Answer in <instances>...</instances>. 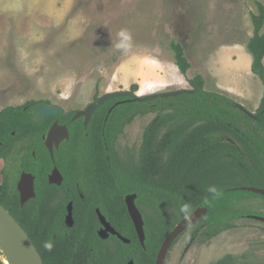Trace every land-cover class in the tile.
Instances as JSON below:
<instances>
[{"label": "trees", "instance_id": "trees-1", "mask_svg": "<svg viewBox=\"0 0 264 264\" xmlns=\"http://www.w3.org/2000/svg\"><path fill=\"white\" fill-rule=\"evenodd\" d=\"M255 6L256 13L250 15L253 34L246 44L251 74L262 86L254 118L228 96L206 91L197 74L187 80L190 92L177 97L111 107L123 98L112 99L94 112L85 129L81 119L61 121L68 140L51 161L43 137L57 117L34 121L35 107L49 103L30 100L0 110V204L27 233L43 264H155L163 240L197 209L206 213L187 230L199 232L202 242L255 214L252 201L264 197L240 190H264V6L258 1ZM169 49L185 75L190 63L183 47L170 41ZM136 90L132 85L129 92ZM152 113L155 118L143 129L136 158H121L113 148L118 136L136 115ZM53 167L63 176L58 187L47 182ZM22 173L34 177L35 193L23 206L16 187ZM210 186L220 195L210 193ZM128 195L136 196L144 222L143 247L126 209ZM68 202L71 227L64 224ZM185 204L187 215L180 211ZM96 210L129 243L113 235L101 239ZM47 241L53 244L51 251L43 247ZM213 264L234 263L225 255Z\"/></svg>", "mask_w": 264, "mask_h": 264}, {"label": "rangeland", "instance_id": "rangeland-1", "mask_svg": "<svg viewBox=\"0 0 264 264\" xmlns=\"http://www.w3.org/2000/svg\"><path fill=\"white\" fill-rule=\"evenodd\" d=\"M29 1L13 0L19 8ZM256 1L264 6V0H68L56 27L46 17L25 23L1 12L0 110L30 100L82 110L95 94L132 85L139 96L188 90L187 80L200 74L206 91L253 113L262 86L251 74L246 44ZM170 41L183 47L190 63L185 75L174 64ZM154 118L137 117L123 130L116 141L120 157L136 158L142 131ZM252 205L255 214L211 240L184 232L164 264H213L225 255L234 264H264V201Z\"/></svg>", "mask_w": 264, "mask_h": 264}, {"label": "water", "instance_id": "water-1", "mask_svg": "<svg viewBox=\"0 0 264 264\" xmlns=\"http://www.w3.org/2000/svg\"><path fill=\"white\" fill-rule=\"evenodd\" d=\"M189 90H178V91H163L153 93L150 95H134L132 101L135 102H148L158 98L167 99L171 97H177L183 93H189ZM131 96L129 91L122 92H109L105 93L97 99V101L90 103L83 111H77L72 117V120L84 118V127L86 128L90 122L93 113L104 103L116 99ZM243 113L248 117L254 118L252 113L247 111L244 107L236 105ZM36 115L34 121H39L47 116L56 115L59 111L58 107L49 106L45 107L40 104L35 107ZM69 114L62 116V118L68 117ZM68 139V132L65 126L59 125L54 122L49 128L46 136L44 137V146L47 149L51 159L53 158V149H57L59 144L63 140ZM61 177L54 168L51 175L49 176V183L59 184ZM17 191L19 194L20 205L23 206L27 201L35 197L34 193V177L28 173H22L17 182ZM242 191H247L264 197V190L253 187L240 188ZM135 195H128L125 197V205L128 215L133 223L135 232L138 240L143 247L144 243V222L142 216L135 205ZM206 209L199 208L192 214L186 216L180 220L173 230L163 240L161 247L157 253L155 264H164L166 255L173 243L181 236L188 227L195 224L203 215H205ZM98 220L102 226L98 232V236L101 239H106L109 235L116 236L123 243H129L127 239L122 238L110 225L106 222L105 218L97 211ZM65 224L68 227L73 225L71 204L67 207V215L65 218ZM0 254L5 258L6 262L1 258L0 261L3 264H43L41 256L35 248L33 242L23 230V228L17 223V221L10 215V213L0 204ZM132 264V262H129Z\"/></svg>", "mask_w": 264, "mask_h": 264}, {"label": "crops", "instance_id": "crops-1", "mask_svg": "<svg viewBox=\"0 0 264 264\" xmlns=\"http://www.w3.org/2000/svg\"><path fill=\"white\" fill-rule=\"evenodd\" d=\"M67 3L68 0H31L27 6L25 2L24 6L20 3L21 8H19L16 7L13 0H0V13H5L8 16L16 15L18 21L23 19L25 23L28 21L33 23L37 16L40 19L46 17L48 20L53 21L55 23L54 27H56L58 23L64 20L63 16L67 10Z\"/></svg>", "mask_w": 264, "mask_h": 264}, {"label": "flooded vegetation", "instance_id": "flooded-vegetation-1", "mask_svg": "<svg viewBox=\"0 0 264 264\" xmlns=\"http://www.w3.org/2000/svg\"><path fill=\"white\" fill-rule=\"evenodd\" d=\"M131 94V93H130ZM134 95H135V93L134 94H131V96H129V97H125V98H123V99H121V100H119V101H117V102H115V103H113V105H111V107L112 106H115L116 104H118V103H120V104H122V103H130V102H134V101H132V99L134 98ZM95 96V95H94ZM99 97H101V96H98L96 99L93 97L92 98V101L90 102V103H93V102H95V101H97V99L99 98ZM89 103V104H90ZM88 104V105H89ZM87 105V106H88ZM49 106H55V107H58V106H56V105H53V104H50L49 103ZM49 106H45V107H49ZM86 106V107H87ZM86 107H84L82 110H70V111H64V110H62L60 107H58V109H59V111H58V113L56 114V115H52V116H56L57 118L51 123V125L54 123V122H57L59 125H61V126H65L66 128H67V125L66 124H64V123H60L61 121H63V120H66V119H70V121H75V120H72V117L75 115V113L77 112V111H83ZM110 107V108H111ZM111 109H109L105 114L106 115H104L105 117H104V119H106L107 118V116H108V114H109V111H110ZM37 113V112H36ZM66 114H69V116L68 117H66V118H62V116H64V115H66ZM94 114V113H93ZM148 115V114H147ZM147 115H144V116H139V115H136L135 117H134V119L135 118H137V117H140V118H142V117H145V116H147ZM35 118V117H34ZM92 118V117H91ZM79 119H81V121H82V125H83V123H84V118H79ZM133 119V120H134ZM76 120H78V119H76ZM91 120V119H90ZM132 120V121H133ZM131 124V123H130ZM51 125H50V127H51ZM49 127V128H50ZM83 128L85 129V127H84V125H83ZM49 130V129H48ZM48 132V131H47ZM67 132H68V130H67ZM143 132V131H142ZM47 134V133H46ZM123 134V131H122V133L118 136V138L121 136ZM46 136V135H45ZM44 136V137H45ZM141 136H142V134H141ZM44 137H43V144H44ZM117 138V139H118ZM68 140V139H67ZM64 141H66V140H63L60 144H59V146L64 142ZM117 141V140H116ZM140 142H141V138H140ZM59 146H58V148H59ZM139 146H140V144H139ZM139 146H138V149H139ZM58 148L57 149H53V153H54V151H56V150H58ZM113 148H114V150H115V152H117L116 151V142H115V144L113 145ZM47 150V149H46ZM137 152H138V150H137ZM49 154V153H48ZM118 154V153H117ZM119 155V154H118ZM50 156V155H49ZM126 157V156H125ZM125 157H121V158H125ZM130 158H134V157H132L131 155L129 156ZM50 159H51V157H50ZM51 161H53V158L51 159ZM54 168H56V170L58 171V173H59V175H60V177H61V181H60V183L59 184H55V183H49V176L51 175V173H52V170L54 169ZM20 178V177H19ZM47 182H48V184L49 185H54V186H60L62 183H63V176H62V174L60 173V171L57 169V167H53L52 169H51V171H50V173L48 174V176H47ZM17 186V185H16ZM75 187H76V193H77V195H78V197L79 198H83V195H82V193H81V190L79 189V185L78 184H76L75 185ZM69 204H71V211H72V202H68L67 203V205H66V215H67V207H68V205ZM97 211L98 210H96V214H97ZM66 215H65V217H64V224H65V218H66ZM98 217V216H97ZM99 221V220H98ZM99 224H100V222H99ZM66 225V224H65ZM101 228H102V226H101V224H100V228L97 230V234H98V232L101 230ZM111 235H109L106 239H104V240H108L109 239V237H110Z\"/></svg>", "mask_w": 264, "mask_h": 264}, {"label": "clouds", "instance_id": "clouds-1", "mask_svg": "<svg viewBox=\"0 0 264 264\" xmlns=\"http://www.w3.org/2000/svg\"><path fill=\"white\" fill-rule=\"evenodd\" d=\"M120 35H121V36H124L125 39H128V37L125 36L124 33H120ZM116 47H118V48H119V47H123V45H121V44H117ZM208 191H209L210 193H212L214 196H218V195H220V193L218 192V190H217V188H216L215 186H210V187L208 188ZM188 210H189V206H188L187 204L183 205V206L181 207V209H180V211L183 212V213H185L186 215L188 214ZM43 247H44L46 250L51 251L52 248H53V244H52V242L47 241V242H44Z\"/></svg>", "mask_w": 264, "mask_h": 264}, {"label": "bare ground", "instance_id": "bare-ground-1", "mask_svg": "<svg viewBox=\"0 0 264 264\" xmlns=\"http://www.w3.org/2000/svg\"><path fill=\"white\" fill-rule=\"evenodd\" d=\"M1 258L6 262L5 258L0 254Z\"/></svg>", "mask_w": 264, "mask_h": 264}]
</instances>
